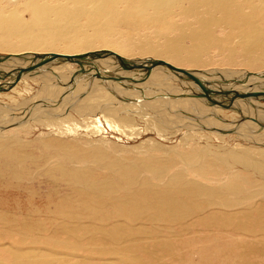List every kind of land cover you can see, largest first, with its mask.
Listing matches in <instances>:
<instances>
[{"label":"bare ground","instance_id":"1","mask_svg":"<svg viewBox=\"0 0 264 264\" xmlns=\"http://www.w3.org/2000/svg\"><path fill=\"white\" fill-rule=\"evenodd\" d=\"M3 2L17 3L29 10H27L28 17H25L19 13L21 6L0 8V51L8 54L1 57L4 59L0 62V67L9 68V73L12 72L10 80L4 81V86L13 82L19 70L27 67L32 69L24 72L18 81L40 78L43 82L41 90L34 97H25L26 93L20 92L19 98L13 99V93L18 91V88L13 86L18 81L14 83L13 88L11 87L12 94L7 92L10 89L5 88L0 91V98H11V102L8 103L0 100V131L9 126L14 129L29 128L30 122L40 124L69 120L72 123L91 127L98 123L100 126L101 123H105L112 128L121 124V132L135 130L139 133L140 130L135 128V122L132 123L138 116L132 111L139 107L136 105V100L141 99L145 102L142 104H145L146 108L140 109V107L136 111L143 113L144 117H152L150 110L168 111L176 106L174 108L177 113L173 114L176 115L175 119L178 123L181 122L183 125V118L187 116L190 120L189 126H192L191 124L198 126L204 122L210 126L214 125L210 131L216 132L221 140L238 137L234 138L247 148L240 147L239 144L231 149L221 145L214 151L209 149L205 157L211 156L212 153L220 155L225 152L237 159L238 163L251 166L264 175V147L260 145L249 147L250 143L260 144L259 142L263 140L264 115L260 113L261 116L258 118L248 114V110H252L254 104L255 108L257 105L264 108V103L261 102L264 101V95L251 94L245 96L246 98L241 95L261 92L247 90L252 83L255 88L264 91V86L258 81L264 79V70L256 73L243 71L242 74H239L240 70H234L232 72L238 73L241 78H249L248 82L243 84L245 88H241V84L239 87H227L231 88L227 92L218 91V94L227 98L224 103L232 101L238 104V110L237 106H234V110L246 117L245 122L240 123L238 129H234L231 127V121L225 119L224 114L222 115L227 107L226 104L212 102L209 105L213 98L208 103L203 93L199 92L200 82H205L204 87L209 86L210 82L207 83L210 79L209 69H184L176 66L170 68L166 64L169 61L181 62L188 59L194 62L195 67H201L204 63L202 53L197 50H200L204 42L216 40L214 35L216 27L237 30L246 48H264V30L261 26L264 23V0H52V3L49 0H0V4ZM142 30H150L149 34L157 41L136 40L134 35H139ZM186 39L192 43L190 48H185L181 44ZM99 45L106 49L73 54L79 50H93ZM114 46L125 53H140V55L126 56L127 54L111 52ZM57 49L64 50L70 56H81V61L80 59L70 61L61 57L50 59L53 53L66 55V53H58ZM147 54L162 60L142 58ZM44 55H46L45 60L50 61L42 63ZM167 60L169 61L166 62ZM122 65L126 67V71ZM10 66H13L12 70ZM63 69L66 71H62ZM4 71H6L4 68L0 69V80L4 79ZM101 71H105L108 75H104ZM134 71H143L142 76L149 77L144 83H137L138 79L134 77H137L139 72L137 74ZM108 76H112V79H107L106 84L104 79ZM130 79L134 85L130 83ZM178 79L182 81L181 87L169 86V81H178ZM70 81L72 82L69 83ZM223 81L225 82L226 79L221 82ZM235 81L241 82L238 79ZM149 83L166 87L164 90L167 92L165 94L147 92L148 94L143 97L142 93L129 89V87H145ZM214 86L220 88L222 85L214 83ZM68 88L74 90L63 94ZM27 90L32 91V89ZM146 91L148 90H144L145 93ZM77 94L81 96H76ZM247 101L249 103H244ZM17 110L20 112L15 113L14 111ZM196 119L200 121L199 124L195 123ZM176 121H173L175 124L162 126L163 128L159 126L158 132L174 133L173 131L182 127L179 124L176 126ZM196 125L193 129L206 130ZM258 128L261 131L256 133L258 135L251 133ZM4 135L0 133V179L21 177L23 165L30 156L21 147H14L11 142L2 140ZM183 138L193 139L196 136L185 134ZM207 139L209 142L212 138ZM83 155L109 168V174L100 178L94 168L69 170L59 167L51 172L54 178L61 177L77 184L79 191L77 207L63 206L72 211H81L87 217L95 218L94 220H103L97 218L104 211L100 205L106 198H111L115 207L113 212L129 220L182 222L192 216L201 215L204 210L225 208V211L243 209L237 213H242L244 217H249V214H260V219L264 221V207H258L250 200L255 195V191L264 192V189L258 188L249 178L227 180L216 188L187 180L182 172L166 176L169 167L165 169L155 159L148 161L144 159V162L138 165L116 167V163L96 155L90 149ZM210 166V161L204 158L198 160L197 166L193 169L203 176L210 170ZM152 180L153 182L146 187L129 190L126 196L119 194L118 186H121V183L134 185L141 181ZM65 207H62V210L68 213ZM122 227L124 226H114L112 230L102 234L118 242L126 234V230ZM251 251L257 250L252 246L239 252L237 255L241 259L239 264H250L247 260ZM27 262L30 264L37 260H27Z\"/></svg>","mask_w":264,"mask_h":264},{"label":"rangeland","instance_id":"2","mask_svg":"<svg viewBox=\"0 0 264 264\" xmlns=\"http://www.w3.org/2000/svg\"><path fill=\"white\" fill-rule=\"evenodd\" d=\"M49 2L52 3V0H49ZM7 6L18 7L21 5L6 2L0 4V8ZM27 10L25 6H21L19 13L28 17L29 10ZM85 20L86 18L83 22ZM261 26L264 30V23ZM149 33L150 30H142L139 35L136 34L134 37L141 42L147 39L156 42L157 39ZM214 35L215 41L204 42L200 50H197V52L202 53L204 63L201 67H195L194 62L188 59L181 62H171L169 60L166 62L169 61L168 63L173 66L184 69H209L210 79L207 81V83L210 82L209 86L204 87L205 82L203 81V83L200 82L201 85L198 83L200 85L199 92L203 93L202 95L208 103L213 98L209 105L212 102L226 104L227 107L222 115L224 114L225 119L231 121V127L238 129L245 122V115L234 110V106L236 107L238 104L233 102L224 103L227 98L221 96L220 93L218 94V91L227 92L232 87H239L241 84V88H245L243 84L247 83L249 78H241V75L232 71L240 70L239 74H242L243 71L252 73L263 71L264 48H246L244 40L241 39L235 29L216 27ZM181 44L185 48L192 46L191 41L188 39ZM101 48L106 49V47L99 45L93 50H79L73 52V54L97 51ZM57 52L68 55L67 52L61 49H57ZM111 52L127 54L126 56L140 55V53H125L115 46ZM0 55L5 56L8 54L0 51ZM142 58L156 59L150 54ZM163 61L165 60L163 59ZM0 62H3V60ZM76 66L78 67V65ZM10 67L12 70L13 66ZM72 67L75 68L74 65ZM119 67L121 68V66ZM1 68H4L7 72L10 71L9 68H7L8 70L5 67ZM123 68L126 71V67ZM212 69L217 70L213 71ZM62 71L66 70L63 69ZM101 72L104 75L106 74L105 71ZM134 72L137 74L139 72L138 76L134 77L138 79L137 83H144L149 77H143V71ZM86 74L90 75L89 73ZM11 76V74L5 75L0 82L9 81ZM107 79L111 80L112 76L104 79L106 84ZM221 79H226V81L221 82ZM237 79L241 82H236ZM217 80H220V82ZM258 81H260V85L264 86V79H258ZM42 82L40 78L19 80L13 86L18 88V91L13 93V99L19 98L20 92L26 93L25 97H34L41 90ZM180 82L182 81L179 79L178 81H169V86L181 87ZM130 83L134 85L131 79ZM214 83L222 86L220 88L216 87ZM252 84L247 90L264 92L255 88ZM198 85L196 84V87ZM12 88L7 92L12 94ZM165 88L160 85L154 86L151 83L145 87H129V89L142 93L143 97L150 92L165 94L167 92L164 90ZM27 89H32V91L28 92ZM73 90L68 88L63 94L71 93ZM144 90L148 91L145 93ZM207 90L210 92H207ZM80 94L82 95V93ZM80 94L76 96H81ZM8 98L1 97L0 100L3 103L11 102V98H9L10 100ZM57 101L59 100L57 99ZM142 102L141 99L136 100V105L139 106L138 108L141 107L140 109L146 108ZM261 102L264 103V101ZM174 107L176 108V106H173L168 111L150 110L152 117H144L143 113H137L136 110L139 109L136 108V113L135 111L132 112L142 121L136 118L132 123L135 122V128L140 130L139 133H136L135 130L123 133L120 131L121 124L112 128L105 123H101V126L98 123L91 127L86 124L72 123L69 120L55 123L48 121L40 124L30 122L29 128L14 129L9 126L2 129L0 133L5 134L2 140L11 142L14 147H21L22 150L28 152L30 158L23 165V175L21 177L0 179V264H29L27 260L34 259L37 262L30 264H239L241 261L237 257L239 252L252 246L257 251H251L249 253L250 258L247 261L250 264H264V221L260 219V214H249V217H244L242 213H237L243 209L232 211H225V208H220V210L209 209L204 210L201 215L192 216L182 222H158L148 219L129 220L118 216L113 212L115 207L111 198H106L100 205L104 211L97 218L103 220H94L95 218L87 217L81 211H72L63 206L77 207L79 200L77 197L79 192L76 187L77 184L61 177L54 178L51 170L59 167L69 170L94 168L96 175L100 178L110 172L109 168L103 167L100 163L83 155L88 149L96 155L98 154L100 157L116 163V167L120 165H138L142 164L144 159L145 161L155 159L165 169L169 167L166 170V176H170L175 172H182L187 180L216 188H219V185L227 182V180L249 178L258 188L263 187L262 189H264V175L253 167L238 163L237 159L232 158L225 152L220 155L212 153L211 156L205 157L209 149L214 151L215 148L221 147V145L231 149L239 144L240 147L247 148L243 143L237 142L235 138L238 137L233 136V138L228 137L221 140L215 134L216 132L210 131L214 125L211 124L210 126L205 122L204 125L199 124L200 121L197 119L195 123L206 130L193 129L196 124L189 126L190 120L187 116L183 118V126L181 122L178 123L175 119L176 115L173 113L177 110ZM238 108L239 106L236 107L237 110ZM253 108L252 110L249 109L250 111L248 110L250 116L260 117V113H262V116L264 115V108L261 105H257L255 108L254 104ZM14 112L18 113L20 111ZM232 120H235V122H232ZM173 121H176V126L179 124L182 127L171 134L166 132L160 134L158 132L159 126L163 128L175 124ZM198 126L196 125V127ZM259 131L260 128L254 129L251 133L256 134ZM185 134H191L196 138L185 139L183 138ZM208 137L212 138L209 142ZM263 140L259 142L260 144L250 143L249 147L253 145L264 147ZM226 141L227 143H225ZM204 158L210 161L211 166L209 167L210 170L201 176L193 168L197 166L198 160ZM152 182L153 180L141 181L134 185L121 183V186H118V191L121 196H126L125 194L129 190H138ZM250 200L256 206L263 208L264 192L255 191V195ZM62 207H65L68 213L63 212ZM92 225L98 226L93 227ZM114 226H124L122 228L126 230L124 238L118 242L107 237L106 234H102V232L112 230Z\"/></svg>","mask_w":264,"mask_h":264},{"label":"water","instance_id":"3","mask_svg":"<svg viewBox=\"0 0 264 264\" xmlns=\"http://www.w3.org/2000/svg\"><path fill=\"white\" fill-rule=\"evenodd\" d=\"M1 57H3L2 55H0V61H2L4 58H1ZM43 58H44V60H42V63H45V62H47V61H50V60H45L46 59V55H44V56H42ZM56 57H61V58H67V59H70V61L71 60H74V59H80V61H81V56H78V55H75V56H70V55H57V54H55V53H53L52 55H51V58L50 59H52V58H56ZM130 64V63H129ZM166 64H168L169 65V67L171 68H174V66L172 65V64H170V63H166ZM32 69V67H27V68H25V69H21V70H19V72H18V74L16 75V77L14 78V80H13V82H9V83H7L8 85L7 86H4V83L5 82H0V91L1 90H4L5 88L6 89H10L13 85H14V83H16L17 81H18V79L22 76V74L24 73V72H27V71H29V70H31ZM5 75H10L9 74V72H4V74H3V77L5 76ZM251 94H253V95H255V96H259V95H264V92H254V93H242L241 95L242 96H248V95H251ZM230 102V101H229ZM232 102V101H231Z\"/></svg>","mask_w":264,"mask_h":264}]
</instances>
